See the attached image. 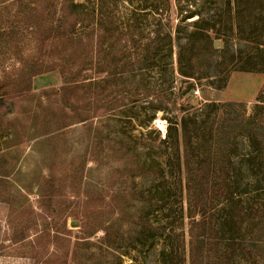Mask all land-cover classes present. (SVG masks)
<instances>
[{
	"label": "trees",
	"instance_id": "1",
	"mask_svg": "<svg viewBox=\"0 0 264 264\" xmlns=\"http://www.w3.org/2000/svg\"><path fill=\"white\" fill-rule=\"evenodd\" d=\"M17 1L35 5L42 19L63 11L48 37L41 23L36 31L40 45L62 46L56 68L62 64L68 70L61 67V75H72L62 91L72 94L74 122L63 128L105 117L100 108L114 111V99H101L98 89L118 77L143 84L153 106L158 98L166 102L147 120L163 112L165 132L152 129L144 147L143 135L132 136L135 146L116 155L133 169L146 153L152 202L166 212L164 243L151 264H264V95L250 112L243 103L193 106L188 98L198 82L221 89L235 71L264 74V0H50L46 7L45 0ZM103 49L106 65L96 58ZM36 70L31 76L49 68ZM126 116L130 124L140 117ZM83 235L72 241L57 233L55 242L88 246Z\"/></svg>",
	"mask_w": 264,
	"mask_h": 264
},
{
	"label": "rangeland",
	"instance_id": "2",
	"mask_svg": "<svg viewBox=\"0 0 264 264\" xmlns=\"http://www.w3.org/2000/svg\"><path fill=\"white\" fill-rule=\"evenodd\" d=\"M34 8L0 0V83L6 85L0 88V264H151L164 243L160 228L166 212L161 202H152L146 153L133 169L116 155L135 146L132 136L143 135L144 147L152 129L165 132L163 112L152 123L147 120L153 107L166 102L158 98L153 106L143 84L118 77L98 89L101 99H114V111L100 108L105 117L63 128L74 122L72 94L62 91L72 75H61V67L68 70L62 64L56 68L62 46L46 40L41 47L36 33L41 23L48 37L54 16L63 11L42 19ZM96 58L106 65L110 56L103 49ZM42 65L49 71L31 76ZM104 76L98 77L104 81ZM263 95L264 74L235 71L221 89L196 83L188 98L193 106L243 103L250 112ZM131 112L140 117L130 124ZM122 130L127 136H120ZM159 157L165 161V155ZM57 233L72 241L84 233L90 244L68 247L55 242ZM152 233L155 240L148 237Z\"/></svg>",
	"mask_w": 264,
	"mask_h": 264
}]
</instances>
